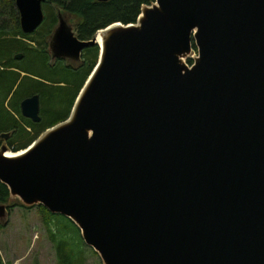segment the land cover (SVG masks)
Returning a JSON list of instances; mask_svg holds the SVG:
<instances>
[{"label": "water", "instance_id": "1", "mask_svg": "<svg viewBox=\"0 0 264 264\" xmlns=\"http://www.w3.org/2000/svg\"><path fill=\"white\" fill-rule=\"evenodd\" d=\"M15 1L34 33L45 0ZM58 19L51 58L99 60L66 121L0 150L12 201L70 219L103 264H264V0H156L91 41ZM21 113L39 122L40 97Z\"/></svg>", "mask_w": 264, "mask_h": 264}, {"label": "trees", "instance_id": "2", "mask_svg": "<svg viewBox=\"0 0 264 264\" xmlns=\"http://www.w3.org/2000/svg\"><path fill=\"white\" fill-rule=\"evenodd\" d=\"M155 3L156 0H45L43 24L36 32L25 34L21 30L16 1L0 0V133L17 125L15 114H21L23 100L39 95L43 105V127L34 129V134L20 127L19 137L13 142L14 146L17 144V150L29 147L46 130L70 117L82 88L96 67L100 56L98 46L88 50V69L83 78L52 63L48 47L60 13L66 19L72 17L76 21L81 40L91 41L99 31L111 25L136 24L142 9ZM9 20L12 21L11 31L7 28ZM18 54L24 56L22 60H16ZM7 102L10 110L5 107ZM65 111L68 113L64 114ZM0 203L6 204L10 212L15 207L34 208L26 207L18 200L12 201L8 187L1 182ZM37 209L54 244L57 264H85L83 248L86 245L80 229L70 219L52 214L43 206H37ZM4 227L0 224V234ZM0 264H5L1 254Z\"/></svg>", "mask_w": 264, "mask_h": 264}, {"label": "rangeland", "instance_id": "3", "mask_svg": "<svg viewBox=\"0 0 264 264\" xmlns=\"http://www.w3.org/2000/svg\"><path fill=\"white\" fill-rule=\"evenodd\" d=\"M68 23L77 33L76 21L68 17ZM193 50L198 54L197 48ZM5 107L10 110L8 102ZM67 113L68 111H65L64 114ZM16 146L17 144L14 147ZM9 152L16 153L20 150L12 147ZM4 226L0 234V254L5 264L58 263L54 244L48 237L37 207L29 210L15 207L10 212L8 224ZM83 250L86 256L85 264H103L100 256L92 248L86 246Z\"/></svg>", "mask_w": 264, "mask_h": 264}, {"label": "flooded vegetation", "instance_id": "4", "mask_svg": "<svg viewBox=\"0 0 264 264\" xmlns=\"http://www.w3.org/2000/svg\"><path fill=\"white\" fill-rule=\"evenodd\" d=\"M43 8H44V3H43ZM58 23H59V21H58ZM58 23H57L56 28L58 27ZM11 26H12V21L9 20V23L7 24V28L10 31H11V29H10ZM20 26H21V19H20ZM21 30H22V27H21ZM22 32H23V30H22ZM77 37H78V35H77ZM79 40H81V39L79 38ZM81 41H83V40H81ZM89 49H85L77 59H63V58H60V59L54 60V59L51 58L50 46L48 47V53L50 55V60L52 61V63L54 65H60V67L67 68L71 72H73L74 76H77L78 78H83L85 76L86 70L88 69L87 66H88V62H89V59H88V57H89L88 50ZM20 56H21V58H19ZM23 57H24L23 55L18 54V55H16V60H22ZM42 110H43V105H42V101H41V98H40V114H39L40 115V121L39 122H34V121H32L30 119H27V118L22 116L21 103H20V113H21L20 115L21 116L20 115L15 116L17 125L13 126L11 129H8L7 131H4V132L0 133V150L3 147H7L9 150H11L12 147L15 148L14 145H13L14 144L13 142H14V140L17 137H19L18 135H19L20 127H23V129H26L28 131V133H33V134L35 132L34 129L42 128L43 127V113H42ZM23 119H25L27 121H24ZM30 124L32 126H30ZM4 135H8V137L7 138L6 137H1V136H4Z\"/></svg>", "mask_w": 264, "mask_h": 264}, {"label": "built area", "instance_id": "5", "mask_svg": "<svg viewBox=\"0 0 264 264\" xmlns=\"http://www.w3.org/2000/svg\"><path fill=\"white\" fill-rule=\"evenodd\" d=\"M198 50V49H197ZM199 54V52H198ZM196 51L193 50L192 55L185 60V63L189 69H191L195 65L196 59L199 57Z\"/></svg>", "mask_w": 264, "mask_h": 264}, {"label": "bare ground", "instance_id": "6", "mask_svg": "<svg viewBox=\"0 0 264 264\" xmlns=\"http://www.w3.org/2000/svg\"><path fill=\"white\" fill-rule=\"evenodd\" d=\"M98 43H99V44L102 43V41H101V36H98ZM7 156H8V157H13V156H14V153L9 152V153L7 154Z\"/></svg>", "mask_w": 264, "mask_h": 264}]
</instances>
